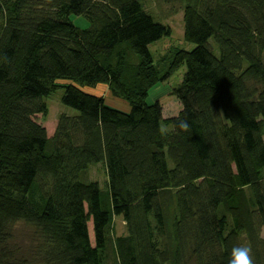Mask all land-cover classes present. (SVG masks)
Segmentation results:
<instances>
[{
    "label": "trees",
    "instance_id": "obj_1",
    "mask_svg": "<svg viewBox=\"0 0 264 264\" xmlns=\"http://www.w3.org/2000/svg\"><path fill=\"white\" fill-rule=\"evenodd\" d=\"M143 1L0 0V264H110L116 216L113 264H228L241 245L264 264V0H162L194 45L166 43L163 67L148 47L171 30ZM181 67V109L163 118L148 91ZM57 88L75 114L48 136L35 116ZM99 163L103 192L85 180Z\"/></svg>",
    "mask_w": 264,
    "mask_h": 264
},
{
    "label": "rangeland",
    "instance_id": "obj_2",
    "mask_svg": "<svg viewBox=\"0 0 264 264\" xmlns=\"http://www.w3.org/2000/svg\"><path fill=\"white\" fill-rule=\"evenodd\" d=\"M143 5L146 10L153 16L154 20L162 25H166L171 30V35L167 38H162L149 45L148 49L152 56V59L155 64L164 66L163 63H166L168 66L170 60L169 50L166 49V43L172 45L173 47H178L186 51H190L194 45L183 40V21H182V7L177 2L167 3L162 0H144ZM70 21L79 28L88 27L89 23L83 16H76L71 14L69 16ZM211 46L215 54L218 53L217 48L211 41ZM172 52V51H171ZM169 55V59L165 62L166 58L164 55ZM185 68L181 67L176 70L168 79L163 82L157 83L149 91L146 97V102L148 104L158 101L162 107V116L163 118L175 117L181 109L180 102L171 95L172 89L176 88L182 80ZM87 91L91 92L92 90L85 88ZM98 95H102L105 99V103L113 108L120 109L124 111L128 107V104L119 98H116L108 92L106 87H96L94 91ZM64 91L62 88H57L52 92L48 97L44 98V101L48 107V112L45 116L37 114L35 120L44 126L46 129L47 135L50 136L53 134L58 115L63 112L67 114H75V111L69 107H66L62 104L61 98ZM128 109V108H127ZM161 126L166 127L168 131L172 129V125L162 124ZM264 139V137H263ZM88 174H86V181H96L100 189L105 191V182H107V177L105 170L101 163L92 165L88 169ZM84 180V178L82 179ZM84 180V181H85ZM109 242L107 244V256L110 264H113V246L112 242L115 236L124 235L126 233L124 221L121 217L116 216L113 220L112 226L109 230ZM33 235V230L29 226L19 222L14 226V237L18 242H23L24 244L28 243L29 239ZM261 236L264 237V227L261 231Z\"/></svg>",
    "mask_w": 264,
    "mask_h": 264
},
{
    "label": "clouds",
    "instance_id": "obj_3",
    "mask_svg": "<svg viewBox=\"0 0 264 264\" xmlns=\"http://www.w3.org/2000/svg\"><path fill=\"white\" fill-rule=\"evenodd\" d=\"M179 127L185 131L188 130V125L184 121H180ZM159 131L161 135H166L168 129L162 126ZM228 264H255L252 248L246 245L234 246L231 249V259Z\"/></svg>",
    "mask_w": 264,
    "mask_h": 264
},
{
    "label": "crops",
    "instance_id": "obj_4",
    "mask_svg": "<svg viewBox=\"0 0 264 264\" xmlns=\"http://www.w3.org/2000/svg\"><path fill=\"white\" fill-rule=\"evenodd\" d=\"M127 108H128V107H127ZM127 108H126V109H124V111H127V110H128ZM115 109H116V108H115ZM118 110H120V109H118ZM121 111H122V110H121Z\"/></svg>",
    "mask_w": 264,
    "mask_h": 264
}]
</instances>
